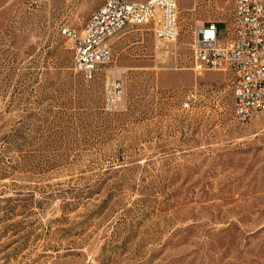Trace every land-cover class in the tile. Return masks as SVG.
Here are the masks:
<instances>
[{"label": "rangeland", "instance_id": "1", "mask_svg": "<svg viewBox=\"0 0 264 264\" xmlns=\"http://www.w3.org/2000/svg\"><path fill=\"white\" fill-rule=\"evenodd\" d=\"M101 2L0 0V264H264V116L237 121L227 73L190 69L194 24L232 1L179 0L174 43L125 27L85 81L59 29Z\"/></svg>", "mask_w": 264, "mask_h": 264}, {"label": "built area", "instance_id": "2", "mask_svg": "<svg viewBox=\"0 0 264 264\" xmlns=\"http://www.w3.org/2000/svg\"><path fill=\"white\" fill-rule=\"evenodd\" d=\"M179 0H102L81 30L62 26L72 68L91 81L112 61L109 39L127 26H145L158 43H174L179 37ZM228 19L195 23L190 45V69L195 75L208 71L227 73L231 85L234 118L248 122L264 116V0H231ZM225 24L218 35L217 25ZM123 93L120 78L104 84V108L117 109ZM194 88L181 100L188 108L195 99ZM0 99V109H1Z\"/></svg>", "mask_w": 264, "mask_h": 264}]
</instances>
